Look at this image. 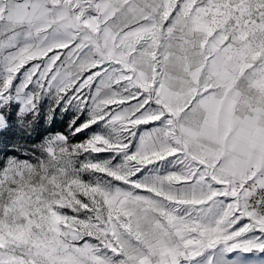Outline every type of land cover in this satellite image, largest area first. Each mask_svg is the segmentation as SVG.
I'll return each mask as SVG.
<instances>
[{"label":"snow or ice","instance_id":"snow-or-ice-1","mask_svg":"<svg viewBox=\"0 0 264 264\" xmlns=\"http://www.w3.org/2000/svg\"><path fill=\"white\" fill-rule=\"evenodd\" d=\"M13 90L88 115L0 164V264L264 252V0H0Z\"/></svg>","mask_w":264,"mask_h":264},{"label":"trees","instance_id":"trees-1","mask_svg":"<svg viewBox=\"0 0 264 264\" xmlns=\"http://www.w3.org/2000/svg\"><path fill=\"white\" fill-rule=\"evenodd\" d=\"M44 101L40 99L37 109L25 114L19 113L18 103L12 102L5 105L2 113L7 124L0 129V164L9 157L30 159L29 152L40 145L51 133L70 132L69 124L72 119L68 110L65 109L62 114H59L61 118L53 116L43 105ZM57 109L60 110V108ZM33 111L36 112L35 115ZM78 138L82 139L81 133Z\"/></svg>","mask_w":264,"mask_h":264},{"label":"rangeland","instance_id":"rangeland-1","mask_svg":"<svg viewBox=\"0 0 264 264\" xmlns=\"http://www.w3.org/2000/svg\"><path fill=\"white\" fill-rule=\"evenodd\" d=\"M18 79L15 83H18ZM41 100H45L43 105L48 108V113L53 115V116H59V118H61V116L59 115L60 113L62 114V112L65 111V109L68 110L70 117L73 121L74 118H76V123L77 125L82 123L86 118H87V112H81L78 115L77 109L75 108V106L73 105H68L67 107H65L63 105V103L57 105L55 99L53 98L52 95H44L41 97ZM18 103L19 104V113L20 114H25L30 110H25L24 108H22V104H23V96L16 94L15 91L13 90V94L11 95L10 98H6L5 100H3V102H1L0 104V117H2V120H0V129L4 126H6V120L5 117L2 113V110L4 109L5 105L8 103ZM57 108H60V110H58ZM78 117V118H77ZM75 127V126H74ZM96 130L95 126H93V129H85L82 134V139L78 138V135L80 133H77L74 137H72L71 141L73 143L77 142V141H81L84 140L88 137V135L91 134L92 131ZM54 133H64V132H54ZM51 133V134H54ZM108 154L107 153H101L99 154V158H104L106 157ZM20 160H26V159H20ZM244 221V220H243ZM243 221H241V223H243ZM217 255L221 256L223 258V260L226 262V264H264V252L261 251H250V252H243L241 250H235L233 252H226V251H222V252H218ZM204 259L203 257L197 258L195 261L192 262V264H201V260Z\"/></svg>","mask_w":264,"mask_h":264},{"label":"bare ground","instance_id":"bare-ground-1","mask_svg":"<svg viewBox=\"0 0 264 264\" xmlns=\"http://www.w3.org/2000/svg\"><path fill=\"white\" fill-rule=\"evenodd\" d=\"M6 98H7V96H6L3 100H5ZM2 102H3V101H2ZM0 104H1V102H0ZM246 222H247L246 220L243 221V223H246ZM258 235H259L258 233H255V232H249V233H247V234L245 235V238H246V239H255Z\"/></svg>","mask_w":264,"mask_h":264}]
</instances>
